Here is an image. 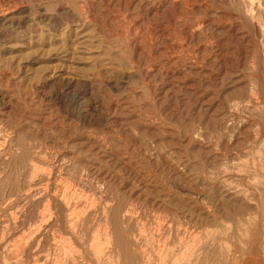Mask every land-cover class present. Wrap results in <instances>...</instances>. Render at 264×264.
<instances>
[{
  "label": "rangeland",
  "instance_id": "obj_1",
  "mask_svg": "<svg viewBox=\"0 0 264 264\" xmlns=\"http://www.w3.org/2000/svg\"><path fill=\"white\" fill-rule=\"evenodd\" d=\"M127 1L0 0V264H54V215L63 264H169L192 234L191 264H264V28L195 0L181 33L179 0ZM107 196L136 206L128 259Z\"/></svg>",
  "mask_w": 264,
  "mask_h": 264
},
{
  "label": "bare ground",
  "instance_id": "obj_2",
  "mask_svg": "<svg viewBox=\"0 0 264 264\" xmlns=\"http://www.w3.org/2000/svg\"><path fill=\"white\" fill-rule=\"evenodd\" d=\"M119 1V0H118ZM127 1V0H126ZM129 1V0H128ZM128 1H127V3H128ZM166 1H169V0H164V2H166ZM214 2H213V5L214 4H216V8H217V11H218V9H219V11H221V12H225V13H222V14H220V16L221 17H226L225 19L226 20H228V22H229V24H231L230 22H231V20L230 19H239V18H243V20L244 19H249V20H251V21H253L254 22V20H256L257 22V25H259V27L260 28H264V0H213ZM17 3V2H16ZM234 6V7H233ZM178 15H175V16H177L178 18H175L174 16H171V17H168V20L170 21V23H172L173 25H176V24H179V27H180V29H179V31L181 32V33H186V31L187 30H189V28H191V27H193L194 26V24H192L193 22H191L190 21V17L194 14V13H197V12H201L202 14H204L205 13V11L209 8H206L204 5H203V7L201 6V5H199V4H197V2L195 1V0H179V3H178ZM212 9V8H211ZM156 12V11H155ZM218 13H220V12H218ZM206 15H207V13H206ZM234 15V16H233ZM233 16V17H232ZM218 17V16H217ZM214 18V17H213ZM224 19V20H225ZM208 20H210V19H208ZM225 20V21H226ZM169 21H168V23H169ZM197 21V20H196ZM241 21H242V19H241ZM207 22V21H206ZM233 22H235V20L233 21ZM240 22V21H239ZM218 24V19H212V20H210L209 21V23H207V25L209 24V26L208 27H210L212 24ZM243 23V22H242ZM255 23V24H256ZM245 24V23H244ZM170 25V24H169ZM204 25H206L205 24V21L204 20H201V21H198L197 23H196V27H200V26H204ZM256 25V26H257ZM133 26V25H132ZM157 26V25H156ZM156 26L153 28L154 30H157V28H156ZM241 26V25H240ZM135 27V26H134ZM146 27V26H145ZM207 27V26H206ZM207 27V28H208ZM152 28V27H151ZM165 27H163V29H164ZM167 28V27H166ZM194 28V27H193ZM201 28V27H200ZM259 28V29H260ZM163 29H160V32H164L163 31ZM196 29V28H195ZM195 29H193V30H195ZM247 29V28H246ZM251 29V28H250ZM253 29V28H252ZM251 29V30H252ZM256 29V28H255ZM152 30V29H151ZM159 30V29H158ZM163 34V33H162ZM185 35V34H184ZM151 37V36H150ZM221 40V39H220ZM106 43V42H105ZM148 45V44H147ZM242 57V56H241ZM230 62V61H229ZM154 63V62H153ZM260 69V68H259ZM242 96V95H241ZM261 101V100H260ZM236 107V106H235ZM255 107H256V105H255ZM247 112V111H246ZM263 115V114H262ZM1 130V129H0ZM16 130V129H15ZM2 132V131H1ZM2 134V133H1ZM0 134V135H1ZM5 135H8V134H5ZM5 135H4V137H5ZM10 135V134H9ZM2 137H3V134H2ZM8 137V136H7ZM5 139V138H4ZM9 139H11V138H8V141H9ZM3 141V140H2ZM1 143V142H0ZM32 145V144H31ZM34 145V144H33ZM18 146V145H17ZM16 146V147H17ZM7 147V146H6ZM11 147H12V145H11ZM20 148V147H19ZM26 148V147H25ZM67 148V147H66ZM3 149H5V148H3ZM17 149V148H16ZM13 150V149H12ZM11 150V151H12ZM21 150V149H20ZM19 150V151H20ZM7 151H8V149H7ZM10 151V152H11ZM18 151V152H19ZM3 152V151H2ZM21 152V151H20ZM19 152V153H20ZM25 152V151H24ZM27 152H29V151H27ZM35 152V151H34ZM7 153V152H6ZM1 154V153H0ZM4 154V153H3ZM17 154V153H16ZM24 154V153H23ZM22 154V155H23ZM27 154V153H26ZM2 155V154H1ZM21 154H19V156H20ZM60 155V154H59ZM3 156V155H2ZM15 156V155H14ZM27 156V155H26ZM4 157V156H3ZM8 157H9V155H8ZM21 157V156H20ZM24 157V156H23ZM1 158V157H0ZM7 158V157H6ZM13 158V157H12ZM15 158V157H14ZM9 159V158H8ZM16 159V158H15ZM62 159V158H61ZM21 160V159H20ZM20 160L18 161V165H19V168L20 167H26V166H21V162H20ZM25 160H26V158H25ZM25 160L23 161V163H25ZM28 160V159H27ZM64 160V159H63ZM10 161V160H9ZM22 161V160H21ZM29 161V160H28ZM12 162V161H11ZM10 162V163H11ZM17 162V161H16ZM27 162V161H26ZM60 162H62V161H60ZM6 163L7 164H9L7 161H6ZM22 163V164H23ZM63 163V162H62ZM12 164V163H11ZM16 164V163H15ZM14 164V165H15ZM64 164V163H63ZM13 165V164H12ZM29 164H27V166H28ZM32 165V164H31ZM62 165V164H61ZM16 166H17V164H16ZM15 166V167H16ZM30 166V165H29ZM53 165H51V167H52ZM55 166H57V165H55ZM174 166V165H173ZM10 165H9V169H10ZM13 168H14V166H12ZM50 167V166H49ZM62 167V166H61ZM80 167V166H79ZM56 168V167H55ZM58 168H60V167H58ZM81 168V167H80ZM12 169V168H11ZM16 169H17V167H16ZM27 169V168H26ZM30 169V168H29ZM50 169H52V168H50ZM62 169V168H61ZM64 169V168H63ZM13 170V169H12ZM20 170H23V169H21L20 168ZM87 170V169H86ZM15 171V170H14ZM30 171V170H29ZM63 171V170H62ZM69 171V170H68ZM12 172V171H11ZM16 172H17V170H16ZM22 172V171H21ZM51 172V171H50ZM49 172V173H50ZM15 173V172H14ZM25 173H26V171H25ZM28 173V172H27ZM51 173H54V172H51ZM77 173V172H76ZM12 174V173H11ZM33 174V173H32ZM18 175H20L19 173H18ZM27 175V174H26ZM61 175V174H60ZM72 175V174H71ZM17 176V175H16ZM28 176V175H27ZM45 176V178H46V175H44ZM43 176V177H44ZM52 175L50 174V177H51ZM57 176H58V174H57ZM78 176V175H77ZM13 177H15V175L13 176ZM32 177V176H31ZM41 177V176H40ZM26 178V177H25ZM28 178V177H27ZM26 178V179H27ZM57 178V177H56ZM73 178V177H72ZM78 178V177H77ZM13 179H15V178H13ZM12 179V180H13ZM24 179V178H23ZM51 179V178H50ZM54 179V178H53ZM62 179V178H61ZM16 180H18V178L16 179ZM40 180V179H39ZM75 180V179H74ZM15 181V180H14ZM22 181V180H21ZM47 181L48 180H46V185H47ZM54 181H55V179H54ZM103 181H105V180H103ZM49 182V181H48ZM74 182V181H73ZM77 182H79V180L77 179ZM38 183V182H37ZM50 183V182H49ZM54 182H52V184H53ZM79 183H82L81 181L79 182ZM103 183H105V182H103ZM34 184V183H33ZM72 184V183H71ZM75 184V183H74ZM102 184V183H101ZM29 185V184H28ZM31 185V184H30ZM35 185V184H34ZM73 185V184H72ZM82 185V184H81ZM14 186V185H13ZM48 186H49V184H48ZM47 186V187H48ZM75 186V185H74ZM78 186V185H77ZM77 186H75V187H77ZM105 186H106V184H105ZM104 186V188H106ZM20 187V186H19ZM19 187H17V188H19ZM47 187H45L44 189H45V191L47 190ZM28 188V187H27ZM70 188V187H69ZM49 189V188H48ZM107 189V188H106ZM28 189H26V191H27ZM39 190V189H38ZM104 190V189H103ZM147 190H148V188H147ZM150 190H152V189H150ZM14 191V190H13ZM101 191V190H100ZM149 191V190H148ZM21 192V191H20ZM29 192V191H28ZM65 192H67V191H65ZM77 192V191H76ZM106 192V191H105ZM108 192H110V191H108ZM150 192V191H149ZM148 192V193H149ZM14 193V192H13ZM19 193V192H18ZM42 193V192H41ZM41 193H40V195H41ZM70 193V192H69ZM69 193H68V195H69ZM79 193V192H78ZM82 192L80 191V194H81ZM85 193V192H84ZM83 193V194H84ZM113 193V192H112ZM116 193L118 194L119 192H117L116 191ZM15 194V193H14ZM22 194V193H21ZM100 194H101V192H100ZM99 194V195H100ZM116 194V195H117ZM12 195V194H11ZM90 195V194H89ZM22 197H23V195H21ZM83 196V195H82ZM87 196V195H86ZM101 196H104V195H101ZM100 196V197H101ZM120 196V195H119ZM19 197V196H18ZM24 197H25V195H24ZM29 197H31V195L29 196ZM46 197V196H45ZM44 197V198H45ZM50 197V196H49ZM59 197V196H58ZM84 197V196H83ZM110 197V196H109ZM47 198V197H46ZM91 198V197H90ZM107 198H108V196H107ZM32 199V198H31ZM48 199V198H47ZM55 199H57V198H55ZM13 200V199H12ZM80 200H81V198H80ZM79 200V201H80ZM96 200V199H95ZM46 201V200H45ZM57 201V200H56ZM62 201H63V203L65 204V205H68V200H67V197L63 194V197H62ZM62 201H60V202H62ZM72 201V200H71ZM89 201H90V199H89ZM88 201V202H89ZM133 201V200H132ZM59 202V203H60ZM70 202V201H69ZM87 202V206H89L88 203ZM93 202V201H92ZM33 203V202H32ZM52 203H53V200H52ZM71 203V202H70ZM129 203V202H128ZM140 203H142V202H140ZM9 204V203H8ZM74 204V203H73ZM234 204V203H233ZM72 205V204H71ZM70 205V206H71ZM152 205V204H151ZM221 205V204H220ZM61 206H63V205H61ZM75 206V205H74ZM63 207H65V206H63ZM90 207V206H89ZM136 207V206H132L131 204L129 205V207H127L126 208V206H125V208L124 209H122L121 210V199L118 197V196H115V197H112V198H108L107 200H106V203H105V211H104V220L103 221H105L103 224H104V226H103V236H104V234L105 235H107L108 236V238H110V237H114V239H115V248H117L118 249V251H120L121 253H119V254H123V256H125L127 259L128 258H130L133 254H132V252H131V250L129 251L128 250V246L127 245H129L130 244V241H129V244H127V239H126V235H124V233H127V235H128V237L131 235V231L132 230H129V228L127 227V226H124V224H123V228H122V226H121V224L122 223H124L122 220H123V217L124 216H126L125 218L128 220L129 218H131L132 216H131V214L133 213V211H134V208ZM69 208V207H68ZM67 208V209H68ZM72 208V207H71ZM71 208H70V210H71ZM79 208V207H78ZM80 208H81V206H80ZM104 208V207H103ZM229 208V207H228ZM62 209V208H61ZM64 209V208H63ZM62 209V210H63ZM66 209V210H67ZM94 209H96V208H94ZM93 209V210H94ZM237 208H235V210H236ZM239 209V208H238ZM241 209V208H240ZM246 209V208H245ZM65 210V211H66ZM92 210V209H91ZM90 210V211H91ZM146 210V209H145ZM182 210V209H181ZM188 210V209H187ZM72 211V210H71ZM100 211V210H99ZM101 211H103V210H101ZM108 211V212H107ZM240 211V210H239ZM20 212V211H19ZM94 212V211H93ZM237 212V211H236ZM235 212V213H236ZM245 212V211H244ZM100 213V212H99ZM103 213V212H102ZM134 213H135V211H134ZM33 214V213H32ZM36 214V213H35ZM101 214V213H100ZM139 214V213H138ZM28 215V214H27ZM34 215V214H33ZM41 215V214H40ZM46 215V214H45ZM102 215V214H101ZM133 215V214H132ZM242 215V214H241ZM59 216V215H58ZM86 216V215H85ZM134 216V215H133ZM20 217V216H19ZM31 217V216H30ZM41 217V216H40ZM51 217V216H50ZM49 217V218H50ZM64 217H65V215H64ZM87 217V216H86ZM86 217H84V219L86 218ZM94 217V216H93ZM135 217V216H134ZM89 218V217H88ZM100 218V217H99ZM155 218H156V216H155ZM242 218V217H241ZM240 218V219H241ZM244 218V217H243ZM32 219V218H31ZM53 219V218H52ZM82 219V218H81ZM83 219V220H84ZM87 219V218H86ZM239 219V218H238ZM245 219V218H244ZM20 220V219H19ZM88 220V219H87ZM97 220H99V219H97ZM33 221H35V220H33ZM41 221V220H40ZM39 221V222H40ZM50 221V220H49ZM48 221V222H49ZM57 221H58V217L56 216V215H54V219H53V221H52V223L48 226V228L45 230V233L47 232L52 238H54L53 240V242H52V245L51 244H49V245H51L50 247L49 246H47V248H45V253H46V256H49L51 253H49V251H51V250H53V252L54 251H57V253H58V255H57V257H55L54 258V264H63V262L66 260V259H71V258H73V256L75 255V254H73V250L71 249V248H67L66 247V245H65V243H63L61 240H59L58 239V237H57V239H56V237H55V228H56V226H58L57 225ZM72 220H70V222H71ZM81 222H82V220H80ZM79 221V222H80ZM86 221V220H85ZM129 221V220H128ZM127 221V222H128ZM131 221V220H130ZM242 221H243V219H242ZM80 222V223H81ZM101 222V221H100ZM258 222V221H257ZM83 223H86V222H83ZM32 224V223H31ZM101 224V223H100ZM103 224H101V225H103ZM59 225H61V223L59 224ZM100 225V226H101ZM110 225V226H109ZM5 226V225H4ZM31 226H33V225H31ZM157 226H159V224H157ZM25 227V226H24ZM42 227H45V226H42ZM256 227H258V226H256ZM58 228H60V227H58ZM66 228V227H65ZM64 228V229H65ZM130 228H131V226H130ZM168 228V231H170L171 229H170V227H167ZM62 229H63V227H62ZM64 229H63V231H64ZM74 229V228H73ZM79 229V228H78ZM101 229V228H100ZM142 228H140L139 230L141 231V234H142V230H141ZM150 229V228H149ZM165 229V228H164ZM164 229H163V231H164ZM177 229V228H176ZM179 229V228H178ZM1 230H3V229H1ZM61 230V229H60ZM134 230V229H133ZM157 231H159V227H157V229H156ZM30 231V230H29ZM33 231V230H32ZM57 231V230H56ZM168 231H167V233H168ZM182 231H184V230H182ZM42 232H43V230H42ZM145 232V231H144ZM160 232H161V230H160ZM174 232V231H173ZM186 232V231H185ZM185 232H183L182 234H185ZM1 233V232H0ZM29 233H32V232H29ZM28 233V234H29ZM40 233H41V231H40ZM44 233V232H43ZM44 233V234H45ZM60 233H62V232H60ZM60 233H58V234H60ZM135 233V232H134ZM10 234V233H9ZM27 234V235H28ZM38 235H39V233H37ZM44 234H42V236L41 237H39V238H37V240L35 241V242H33V243H35V245H38V243L40 242V240L42 241V239H43V237H44ZM63 234V233H62ZM71 234V233H70ZM73 234V233H72ZM101 234H102V232H101ZM110 234H111V236H110ZM149 234H150V232H149ZM179 234V233H178ZM180 234H181V232H180ZM12 235V234H11ZM30 235V234H29ZM38 235H36V237L38 236ZM41 235V234H40ZM65 235V234H64ZM98 235V234H97ZM146 235L148 236V234L146 233ZM161 236L160 237H164L163 235H164V233L163 232H161V234H160ZM193 235V234H192ZM192 235H188L187 237H188V240L187 241H184L183 243H181L180 245H179V243H178V246L180 247V249H177L178 251L176 252L177 254L175 255V256H173V260L171 261V263H169V264H191V263H189V259H188V257H190L192 254V250L190 251V248H191V245H192V242L194 241V236H192ZM200 235V234H199ZM256 235V234H255ZM138 236V235H137ZM147 236H146V238H147ZM182 236V235H181ZM45 237H46V234H45ZM79 237V236H78ZM153 237V236H152ZM198 237V236H197ZM2 238V237H1ZM60 238V237H59ZM107 238V237H106ZM149 238V237H148ZM204 238V237H203ZM47 239V238H46ZM83 239V238H82ZM100 239V238H99ZM143 239V238H142ZM150 239H151V237H150ZM185 239V238H184ZM199 239V238H198ZM198 239H196V240H198ZM254 240H255V238H253ZM256 239H257V237H256ZM1 240V239H0ZM6 240V239H5ZM10 240V239H9ZM34 240V239H33ZM44 240H45V238H44ZM47 240H49V239H47ZM95 240V239H94ZM102 240H103V238H102ZM101 240V241H102ZM106 240H111V238L110 239H106ZM133 240V239H132ZM147 240V239H146ZM160 240V239H159ZM176 240V239H175ZM180 240H181V237H180V239H179V242H180ZM253 240V241H254ZM149 241V240H148ZM157 241H158V239H157ZM182 241H183V239H182ZM23 242V241H22ZM30 242H31V240H30ZM72 242V241H71ZM106 242V241H105ZM110 242V241H109ZM175 242V241H174ZM199 241H197V243H198ZM6 243V242H5ZM32 243V242H31ZM31 243H29V244H31ZM41 243V242H40ZM47 243V242H46ZM50 243H51V241H50ZM81 243V242H80ZM85 243V242H84ZM97 243V242H96ZM101 243V242H100ZM100 243H98V245L100 244ZM142 243V242H141ZM8 244V243H7ZM28 244V245H29ZM43 244H44V242H43ZM91 244H93V243H91ZM105 244H107V243H105ZM191 244V245H190ZM194 244V243H193ZM19 245V244H18ZM27 245V246H28ZM45 245V244H44ZM104 245V244H103ZM108 245V244H107ZM137 245V244H136ZM136 245H135V247H136ZM162 245H164V243L162 242ZM168 245V244H167ZM171 245V244H170ZM202 245V244H201ZM34 246V245H33ZM46 246V245H45ZM95 246V245H94ZM101 246V245H100ZM132 246H134V245H132ZM197 246V245H196ZM215 246V245H214ZM74 247H75V245H74ZM130 247V246H129ZM165 247V246H164ZM170 247V246H169ZM193 247V246H192ZM195 247V246H194ZM202 247V246H201ZM23 248H25V247H23ZM23 248H22V250H23ZM33 248V247H32ZM31 248V249H32ZM37 248V247H36ZM94 248V247H93ZM92 248V249H93ZM137 248V247H136ZM228 248V247H227ZM6 249V248H5ZM28 249H29V246H28ZM31 249L29 250V251H31ZM79 248H77V250H78ZM108 249V248H107ZM132 250L134 249V247L133 248H131ZM163 249H165V248H163ZM170 249V248H169ZM168 249V250H169ZM195 249V248H194ZM193 249V250H194ZM243 249V248H242ZM27 249H25V251H26ZM115 250V249H114ZM140 250H141V248H140ZM157 250V249H156ZM167 250V251H168ZM198 250H199V248H198ZM203 250V249H202ZM98 251V250H97ZM102 251H104V250H102ZM134 251V250H133ZM135 251H136V249H135ZM158 251H160V250H158ZM167 251L165 252V251H162V252H160L159 253V256H158V259H159V261L157 260V262H158V264H162V263H164V262H166L165 260V257L166 256H168L167 255ZM170 251V250H169ZM176 251V250H175ZM190 251V252H189ZM242 251V250H241ZM2 252V251H1ZM19 252V251H18ZM22 252V251H21ZM21 252H19L20 254H22ZM115 252V251H114ZM221 252V251H220ZM227 252V251H226ZM229 252V251H228ZM243 252H244V250H243ZM251 252V251H250ZM4 253V252H3ZM29 253V252H28ZM95 253V252H94ZM171 253V252H170ZM172 253H174V251H172ZM5 254H6V252H5ZM26 254V253H25ZM93 254V253H92ZM100 254V253H99ZM104 254H105V252H104ZM109 254V253H108ZM227 254V253H226ZM77 255V254H76ZM75 255V256H76ZM80 255H81V253H80ZM111 255V257L113 258V256H112V254H110ZM157 255V254H156ZM228 255H229V253H228ZM6 256H7V254H6ZM6 256H4V257H6ZM78 256V255H77ZM109 256V255H108ZM171 256V255H170ZM9 257V256H8ZM23 257V256H22ZM94 257V256H93ZM96 257V256H95ZM124 257V258H125ZM140 257V256H139ZM186 257H187V259H186ZM202 257H203V255H202ZM225 257H227V256H225ZM24 258H25V256H24ZM27 258V257H26ZM97 258V257H96ZM105 258V257H104ZM112 258H110V259H112ZM118 258V257H117ZM144 258H145V261H144V263L143 264H147L148 263V257H146L145 255H144ZM29 259V258H28ZM46 259V258H45ZM53 259V258H52ZM69 259V260H70ZM78 259H80V258H78ZM94 259V258H93ZM101 259V258H100ZM127 259L126 260H124V261H127ZM135 259V258H134ZM152 259V258H151ZM151 259H150V261H151ZM170 259V258H169ZM172 259V258H171ZM191 259V258H190ZM226 259V258H225ZM23 260V259H22ZM25 260V259H24ZM83 260V259H82ZM97 260V259H96ZM99 260V259H98ZM103 260V259H102ZM114 260H116V259H114ZM118 260V259H117ZM116 260V261H117ZM130 260V259H129ZM136 260V259H135ZM154 260V259H153ZM68 261V260H67ZM80 261V260H79ZM104 261H106V259H104ZM112 261V260H111ZM116 261H114V262H116ZM119 261V260H118ZM121 262H122V260H120ZM131 261V260H130ZM73 262H74V260H73ZM107 262V261H106ZM108 262H109V260H108ZM136 262V261H135ZM146 262V263H145ZM19 263V262H18ZM45 263V262H44ZM81 263V262H80ZM79 263V264H80ZM86 263V262H85ZM84 263V264H85ZM105 263V262H104ZM111 263V262H110ZM127 264V263H129V262H124V264ZM132 263V262H131ZM150 263H152V262H150ZM149 263V264H150ZM2 264H4V263H2ZM10 264H11V262H10ZM21 264V263H20ZM24 264V263H23ZM52 264H53V262H52ZM73 264V263H72ZM83 264V263H82ZM89 264V263H88ZM97 264V263H96ZM100 264V263H99ZM108 264V263H107ZM119 264H120V262H119ZM122 264V263H121ZM135 264V263H134ZM137 264V263H136ZM157 264V263H156ZM164 264H166V263H164ZM196 264V263H195ZM200 264H201V262H200ZM211 264V263H210Z\"/></svg>",
  "mask_w": 264,
  "mask_h": 264
}]
</instances>
